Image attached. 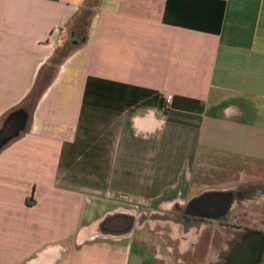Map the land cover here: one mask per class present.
<instances>
[{
    "label": "crops",
    "instance_id": "0c3cea01",
    "mask_svg": "<svg viewBox=\"0 0 264 264\" xmlns=\"http://www.w3.org/2000/svg\"><path fill=\"white\" fill-rule=\"evenodd\" d=\"M20 110L0 264H223L218 231L170 221L188 240L154 255L155 206L214 186L264 232V0H0V130ZM115 214L131 235L101 231Z\"/></svg>",
    "mask_w": 264,
    "mask_h": 264
},
{
    "label": "flooded vegetation",
    "instance_id": "af4514ba",
    "mask_svg": "<svg viewBox=\"0 0 264 264\" xmlns=\"http://www.w3.org/2000/svg\"><path fill=\"white\" fill-rule=\"evenodd\" d=\"M211 190H207L205 192L209 193H215L217 192L215 188H218L216 186L209 187ZM232 193L234 197L233 203L230 205V208L228 210L227 214H222L218 211H212L209 214H211L214 217H218L217 219H199V218H191L188 217L186 220L183 219H177V212L178 209L177 205L178 203L180 205H183V211H188L190 209V201L192 197L187 196L184 200H187L185 202L182 201H176L174 204L167 205L165 203H159L157 206H155L154 210L156 212V218L159 221H162L163 223H166L167 225L158 227L154 229L152 232L155 234V236L158 237V244L155 247L154 255L157 257H160L163 262H167L171 260V254H174V246H179L180 243H184L187 237L186 235L180 236L179 239L175 238V235L173 234V227L168 225L169 221L172 222L174 225H178V223H181L180 226H187L188 229L194 230V232L197 229H206L205 232L202 235L201 241L205 239L206 233H211L214 229L218 233L219 236H221L222 244L226 248V252H224V257L221 259L223 261V264L229 262L233 257H236V240L240 239V236H248L251 239L252 238H263L264 232L262 229H251L248 227L244 228L243 235L236 234V220L238 219L239 209H242L241 207L236 208V198L239 199V196L236 195V187L228 189ZM178 205V206H180ZM241 206V205H240ZM185 219V218H184ZM183 220V221H182ZM191 233L190 235L193 237V242L198 243L200 237L198 234ZM241 237V238H242ZM189 239L191 242L192 240ZM162 248L166 249L167 255H164L162 253Z\"/></svg>",
    "mask_w": 264,
    "mask_h": 264
},
{
    "label": "water",
    "instance_id": "95a60500",
    "mask_svg": "<svg viewBox=\"0 0 264 264\" xmlns=\"http://www.w3.org/2000/svg\"><path fill=\"white\" fill-rule=\"evenodd\" d=\"M28 120L25 111L20 110L10 115L0 130V150L18 137L24 131ZM233 202V196L226 192L204 193L195 197L190 202V209L184 212L185 215L199 219L218 218L209 214L212 211H218L227 214L230 205ZM138 218L133 214H115L105 219L100 228L103 232L115 231L118 227L123 228L125 235H131L137 225ZM264 253V239L255 238L245 244L233 257L228 264H254L258 262Z\"/></svg>",
    "mask_w": 264,
    "mask_h": 264
},
{
    "label": "built area",
    "instance_id": "2783aa9c",
    "mask_svg": "<svg viewBox=\"0 0 264 264\" xmlns=\"http://www.w3.org/2000/svg\"><path fill=\"white\" fill-rule=\"evenodd\" d=\"M171 99H172V96H169V97H168V101H171Z\"/></svg>",
    "mask_w": 264,
    "mask_h": 264
}]
</instances>
